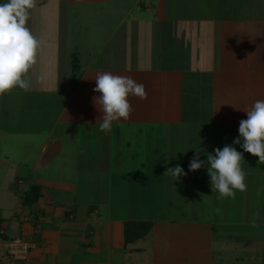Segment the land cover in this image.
Listing matches in <instances>:
<instances>
[{
  "label": "crops",
  "instance_id": "0c3cea01",
  "mask_svg": "<svg viewBox=\"0 0 264 264\" xmlns=\"http://www.w3.org/2000/svg\"><path fill=\"white\" fill-rule=\"evenodd\" d=\"M27 26L43 43L29 90L6 92L19 101L0 132L46 130V141L16 171L26 216L0 206V264H264V163L244 153L247 187L233 198L188 168L195 149L206 160L231 145L244 110L264 100V0H36ZM100 72L146 94L108 132ZM177 164L187 174L174 181ZM126 185L131 205L114 193ZM137 222L149 232L127 243ZM12 237L34 244L27 260H8Z\"/></svg>",
  "mask_w": 264,
  "mask_h": 264
},
{
  "label": "clouds",
  "instance_id": "9594fccd",
  "mask_svg": "<svg viewBox=\"0 0 264 264\" xmlns=\"http://www.w3.org/2000/svg\"><path fill=\"white\" fill-rule=\"evenodd\" d=\"M35 6L36 0H0V95L17 87L25 91L30 88L27 74L36 64L38 49L43 43L27 26L30 11ZM93 90L100 94L94 99L103 112L99 127L104 132L111 130L114 121L129 118L133 111L129 97H146L142 84L110 72L95 75ZM244 111L246 118L240 120L238 136L231 145L206 153V160L201 159V151L195 149L188 165L189 171L206 168L211 191L217 192L219 198H233L237 190H246V174L242 168L245 152L264 163V100L256 101L250 110ZM233 145H239L243 151ZM166 172L174 181L187 174L179 164Z\"/></svg>",
  "mask_w": 264,
  "mask_h": 264
},
{
  "label": "rangeland",
  "instance_id": "374dc122",
  "mask_svg": "<svg viewBox=\"0 0 264 264\" xmlns=\"http://www.w3.org/2000/svg\"><path fill=\"white\" fill-rule=\"evenodd\" d=\"M65 73L68 76V70H66ZM15 97L17 98V101H19V97L14 94L5 93L0 95V118L5 113V109L8 105H11L12 107ZM8 111L9 110L6 111V114H8ZM2 121L5 120L3 119ZM0 126L3 127L1 122ZM45 134L46 130L40 131L36 134L33 133V135H29L24 131L19 133L15 132L14 134H9L7 131L0 132V206L6 209V214L12 211V214H23L24 217L26 216L27 202L25 201V197L28 195L25 194V190L27 191V186L25 179L22 177L24 175L17 174L16 171L21 170L20 172H25V163L32 164V161L37 156L36 147L39 146L42 141H46ZM18 175H21V177ZM39 186V184H35L31 189H28L29 191L31 190L29 193L34 194V196L37 193L40 194ZM131 190L132 189L127 188L126 185L124 190L116 191L114 193L120 195V197L116 195V197L120 199V202L129 203V205H131L133 200H135V198H133L132 201H130ZM138 197L140 196L138 195L137 198ZM137 210L138 209H135V214L137 213ZM181 215H183V212H181ZM12 231L13 228L11 229V232ZM11 239H15V237H12ZM0 261H2L1 258Z\"/></svg>",
  "mask_w": 264,
  "mask_h": 264
},
{
  "label": "built area",
  "instance_id": "2783aa9c",
  "mask_svg": "<svg viewBox=\"0 0 264 264\" xmlns=\"http://www.w3.org/2000/svg\"><path fill=\"white\" fill-rule=\"evenodd\" d=\"M4 253L10 261L27 260L29 251L34 248L31 241H25L21 238L11 239L3 245Z\"/></svg>",
  "mask_w": 264,
  "mask_h": 264
},
{
  "label": "trees",
  "instance_id": "16d2710c",
  "mask_svg": "<svg viewBox=\"0 0 264 264\" xmlns=\"http://www.w3.org/2000/svg\"><path fill=\"white\" fill-rule=\"evenodd\" d=\"M150 226L149 222L126 223L124 231L125 241L131 243L144 237L149 232Z\"/></svg>",
  "mask_w": 264,
  "mask_h": 264
}]
</instances>
